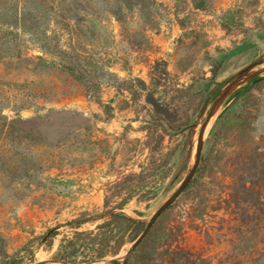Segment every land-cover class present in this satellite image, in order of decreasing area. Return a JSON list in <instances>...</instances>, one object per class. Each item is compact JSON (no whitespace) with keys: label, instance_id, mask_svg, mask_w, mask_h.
<instances>
[{"label":"rangeland","instance_id":"obj_1","mask_svg":"<svg viewBox=\"0 0 264 264\" xmlns=\"http://www.w3.org/2000/svg\"><path fill=\"white\" fill-rule=\"evenodd\" d=\"M140 172L110 198L139 236L60 258ZM114 260L264 264V0H0V264Z\"/></svg>","mask_w":264,"mask_h":264},{"label":"trees","instance_id":"obj_2","mask_svg":"<svg viewBox=\"0 0 264 264\" xmlns=\"http://www.w3.org/2000/svg\"><path fill=\"white\" fill-rule=\"evenodd\" d=\"M43 2V1H40ZM16 21L23 22L24 20H33L34 22L39 20L38 15H33L32 17L27 16L23 11L18 10L16 12ZM29 17L31 19H29ZM72 34V33H71ZM6 36L5 33H1V38ZM46 43H43V46ZM60 52V51H59ZM38 59H41L40 56H35ZM160 64V61H156L153 65V70L156 69L157 65ZM167 74V71L164 69L161 73H154L157 75L156 77L153 76V80L157 83L160 81ZM75 79H83L81 74L74 75ZM139 82L143 86V91L145 93V101L151 106L152 110L154 111L155 115L157 116V120L166 123L171 128L180 127L183 125L182 123H177L175 121V115L171 111L170 107L162 104L157 98L154 97L153 91L148 88V85L144 83V81L139 80ZM155 83V84H156ZM154 84V83H153ZM154 164H151V169H153ZM146 172H140L138 174H130L125 176L121 181L115 182L111 186V192L108 194L107 199L105 200V205L110 206L109 210L105 211L100 216L107 215L99 224L96 225V230H89V231H73L72 237H64L60 240L59 244V252L58 255L60 258L66 259V256L72 252L77 246L79 245L86 247L91 250V254L95 257H103L107 253L115 255L118 253L122 245L127 242L134 241L143 230L144 222L140 220H136L134 218L128 217L125 214L121 213L120 211H115L116 208L121 207L124 204V201H116L114 198L116 196L122 186L127 183L129 180L137 179H145ZM131 188L140 189V185L137 186L134 183L130 184ZM148 191H139V197H149ZM88 218L84 216H79L77 218L71 219L68 221V226L74 229L80 227L82 223L87 221ZM56 234L53 232L51 236ZM50 236V237H51ZM49 242V241H47ZM262 248H258L260 250ZM134 248L130 250L127 259L132 256ZM258 253V251H257ZM112 264H117L114 260Z\"/></svg>","mask_w":264,"mask_h":264},{"label":"bare ground","instance_id":"obj_3","mask_svg":"<svg viewBox=\"0 0 264 264\" xmlns=\"http://www.w3.org/2000/svg\"><path fill=\"white\" fill-rule=\"evenodd\" d=\"M208 122H209V120H208ZM208 122H207V123H208ZM207 123H206V125H207ZM206 125H205V127H206Z\"/></svg>","mask_w":264,"mask_h":264}]
</instances>
